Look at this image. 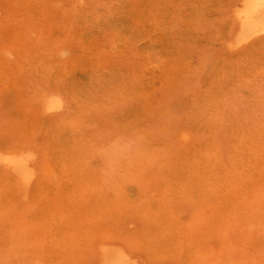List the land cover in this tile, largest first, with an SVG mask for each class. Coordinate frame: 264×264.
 I'll use <instances>...</instances> for the list:
<instances>
[{
	"label": "rangeland",
	"instance_id": "374dc122",
	"mask_svg": "<svg viewBox=\"0 0 264 264\" xmlns=\"http://www.w3.org/2000/svg\"><path fill=\"white\" fill-rule=\"evenodd\" d=\"M242 2L0 0V264H264Z\"/></svg>",
	"mask_w": 264,
	"mask_h": 264
},
{
	"label": "bare ground",
	"instance_id": "6f19581e",
	"mask_svg": "<svg viewBox=\"0 0 264 264\" xmlns=\"http://www.w3.org/2000/svg\"><path fill=\"white\" fill-rule=\"evenodd\" d=\"M243 5L241 10V30L246 34H251L258 29H264V0H244ZM1 162L9 164L15 173H20L29 161L27 162V159L22 155L11 157L0 155ZM110 250L108 246L103 249V264H136L126 252L121 251L122 249L113 252Z\"/></svg>",
	"mask_w": 264,
	"mask_h": 264
}]
</instances>
